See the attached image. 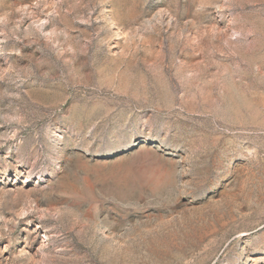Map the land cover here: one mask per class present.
<instances>
[{
    "label": "rangeland",
    "instance_id": "374dc122",
    "mask_svg": "<svg viewBox=\"0 0 264 264\" xmlns=\"http://www.w3.org/2000/svg\"><path fill=\"white\" fill-rule=\"evenodd\" d=\"M0 264H264V0H0Z\"/></svg>",
    "mask_w": 264,
    "mask_h": 264
}]
</instances>
